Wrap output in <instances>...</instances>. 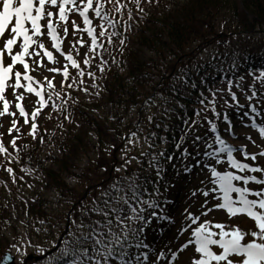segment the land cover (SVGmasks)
<instances>
[{
  "label": "snow or ice",
  "instance_id": "snow-or-ice-1",
  "mask_svg": "<svg viewBox=\"0 0 264 264\" xmlns=\"http://www.w3.org/2000/svg\"><path fill=\"white\" fill-rule=\"evenodd\" d=\"M159 2L0 0V128L8 137L6 143L0 133V169L10 184L0 183L9 195L12 186L20 193L22 187L40 184L44 191L51 184L53 199L60 198L56 170L72 152L68 126L81 128L75 115L80 101L72 93H82L88 104L103 98L112 66L126 69L129 35L150 15L146 5ZM216 44L211 53L204 49L207 58L202 54L178 68L141 105L133 102L129 112H141L132 130L117 134L123 147L105 142L111 159L100 169L102 182L91 186L88 200L72 202L62 227L38 208L34 214L28 210L40 204L38 197H18L25 219L14 207L12 219L36 233L56 229L47 264H264V68L246 67L251 52L230 41ZM135 81L129 77L127 84L134 87ZM91 112L104 119L98 108ZM123 112L121 107L120 115L108 114V122L125 126ZM41 118H55L54 129L41 132ZM100 135L96 124L87 132L96 150ZM39 146L47 151L33 160ZM180 188L186 191L177 204L169 194ZM217 210L229 220L243 214L250 221L243 228L214 223L210 214ZM153 228L159 235L149 239ZM32 246L30 239L11 245L19 264ZM34 247L41 255L46 251Z\"/></svg>",
  "mask_w": 264,
  "mask_h": 264
},
{
  "label": "trees",
  "instance_id": "trees-1",
  "mask_svg": "<svg viewBox=\"0 0 264 264\" xmlns=\"http://www.w3.org/2000/svg\"><path fill=\"white\" fill-rule=\"evenodd\" d=\"M166 5L170 7L166 8ZM146 7L150 13L147 20L140 24L138 31L129 35V43L123 57L127 61L125 71L120 72L113 65L107 74L105 81L107 91L102 94L103 98L96 104L80 102L75 109L81 128L73 130L72 126H68L69 138L66 145L72 146V152L65 154L59 169L56 170L55 187L65 199L77 201L81 197L76 186L70 187L65 183L66 177L74 176L77 183L90 188L101 180L100 169L105 161L111 159L104 151L105 142L115 140L117 147L121 145V141L116 139L117 134H121L119 126L116 123L110 124L105 117L103 120L99 119L91 112L92 107L107 104L110 108L119 106L127 110L131 108L133 102L138 106L141 100L144 101L152 95L162 83L167 84L168 78L182 65L196 61L197 56L204 52L205 48H216L217 40L230 41L232 44L245 40L253 42L254 39L243 37H248L253 31L264 35V0H160L158 6ZM221 24H224L223 30ZM223 48L221 46L219 50ZM247 66L264 68V56L253 54ZM129 77L136 78L134 87L127 84ZM250 83L251 78H248L246 85ZM238 98L244 99L239 92ZM93 124L101 129L99 150L95 148L96 141L87 136ZM107 127L115 128L116 133L106 132ZM46 151L44 148H37L32 153L33 160L44 156ZM171 151L172 148L169 147V152ZM83 158L88 159V163L81 167L80 161ZM14 167L19 172L20 165ZM168 172L167 178L171 180L174 175L171 168ZM1 186L4 188L3 183ZM52 187L53 185L49 184L45 190H51ZM33 192L39 198L40 204L35 206L29 204L28 210L34 214L38 208L42 214H46L47 199L44 193L41 194L38 188ZM18 197L15 192L4 195L0 189V229L6 219L13 220V207L16 216L25 219V206ZM5 203L8 205L7 208L4 207ZM63 215L60 213L58 216L62 218L60 220H63ZM156 235H159L158 231ZM158 242L159 240H156V243ZM7 244L8 239L0 237V254Z\"/></svg>",
  "mask_w": 264,
  "mask_h": 264
},
{
  "label": "rangeland",
  "instance_id": "rangeland-1",
  "mask_svg": "<svg viewBox=\"0 0 264 264\" xmlns=\"http://www.w3.org/2000/svg\"><path fill=\"white\" fill-rule=\"evenodd\" d=\"M146 6H147V5H146ZM252 36H253V37H256V38L260 37L258 34H252ZM236 47H237V46H234L233 48H236ZM238 47H239V50H240V51H242V52L245 51L244 48H241L240 46H238ZM250 49L253 50L255 53H261V54H264V44L261 43V42H257L255 45L251 46ZM212 50H213V49H212ZM212 50H210L209 53H211ZM204 55H205L206 58H207V55H208V54L204 53ZM73 97H74V98L78 97L79 100L82 101V102H85L86 99H87L82 93H77V92H76V95L73 96ZM141 102L143 103L142 100L140 101V103H141ZM142 103H141V104H142ZM141 104H139V105H141ZM139 105H138V106H139ZM95 108H98V109L100 110V115L103 116V117H105V118L107 119L108 114L112 113L113 111H115L117 115H120V108H121V107L118 106V107H116V108H110L109 105H107V104H104V105H103V104H102V105H99V106H97V107H95ZM152 111H156V109L153 108ZM140 112H141V110H140L139 107H137V108H136V112H133V113H130V112H129V109H127V110L124 109L123 115H124L125 117H127V123H126V125L123 126V127L120 126V128H121L122 131H123V133H126V132H128L129 130H132V129H133L134 122L137 120V113H140ZM54 115H55V114H54ZM142 116H146V113L141 114V117H142ZM45 120H47V119H43V118H41V120H40V122H39V127H40L41 132H43V130H44V128H45V126H44V128H42V124H43V122H44ZM54 120H56V119L53 118V119H51V120H47V121H48V122H52V121H54ZM53 128H54V126H53V124H51L49 130L51 131ZM145 131H147V128H146V127H145ZM0 133H4V139H5V142L7 143V139H8V137H7V131H6V128H0ZM257 135H258V133H257ZM24 141H26V140H22L21 142H24ZM27 141H30V139L27 140ZM21 142H20V143H21ZM30 142H31V141H30ZM230 142H231V140H230ZM42 147H44V146H39V147H37V148H42ZM44 151H46L45 148H44ZM135 152L138 154V150H135ZM119 158H120V153L117 154V159H118V161H119ZM85 163H86V160L83 161V164H85ZM1 176H4V178H5L6 181H8V180L10 181V179L7 177L6 173L3 172L2 175L0 174V180H2V179H1L2 177H1ZM68 181H69V183H70L72 186L76 185V183H73L70 179H69ZM41 187H42V186H41L40 184H38L36 188L40 189ZM0 189L3 190V194H4V195L7 194V190L4 189V188L1 186V183H0ZM84 189H85V186H82L81 189H80V192H83ZM30 191H31V190L28 189L27 187H22L20 192H21L23 195H26V197H28V196L30 195ZM185 191H186V189H184V188H180V189H177V190L171 192L169 195H170V196L175 200V202L178 204V203L184 198V193H185ZM41 192H43V193L45 194V196L47 195L49 201H51V203L53 204V206H52L51 204H50V206H51L54 210L58 211V210L63 206L62 203H63L64 201H61L60 198H58V200H57V199H53L54 193H50V192H46V191H41ZM57 202L59 203V207H57ZM60 202H62V203H60ZM219 213H220V210H217V211H216V214H214V215H213V214H210V215L213 216V222H214V223H215V222H223V223H226V224H228V225H230V226H237V224H239V225L243 228V227H244V226L250 221V218L244 217L243 214H241V218H240V219L234 217V218H231V219L229 220V219L227 218L226 214L221 215V214H219ZM52 222H53V223H56V222L53 221V220H52ZM251 223L254 225V221L251 222ZM59 226L62 227L63 224L60 223ZM15 227H16L17 237H16V238H13V237L10 238L9 243L12 245L14 242L19 241L21 244H25V243H27V241L30 239V240H31V244H32L33 246L27 248V255L30 254V253L33 254V255H41V254L37 251V248L34 247L35 245H39L40 247L45 248L46 251L49 250L50 248H49V243H48V242H50L51 240L54 239V237H55V233H56V229H55V228H52V229H50V233L47 234V235L44 234V233L41 234V235H38V233H36V232H35V233L30 232V233H27V236H24V233H25L24 228H23L19 223H16V224H15ZM5 231H6V235H10V231H9V230H5ZM51 231H52V233H51ZM22 236H23V239H21ZM38 236H39V237H38ZM148 236H149V232H148ZM43 246H44V247H43ZM46 251H45V252H46ZM11 252L15 254V256L17 257V264H19V261H20L21 257L17 255L15 249L12 248V249H11ZM43 255H44V254H43ZM25 258H26V257H25ZM25 258H24V260H25ZM47 258H48V257H45V258H44L43 260H41L40 262H31L30 264H47Z\"/></svg>",
  "mask_w": 264,
  "mask_h": 264
},
{
  "label": "water",
  "instance_id": "water-1",
  "mask_svg": "<svg viewBox=\"0 0 264 264\" xmlns=\"http://www.w3.org/2000/svg\"><path fill=\"white\" fill-rule=\"evenodd\" d=\"M5 256H11L12 257V259H10V260H8V261H5L4 260V257ZM38 258H36V260H37ZM14 263V257L10 254V253H6V254H4V256L2 257V259L0 260V264H13Z\"/></svg>",
  "mask_w": 264,
  "mask_h": 264
}]
</instances>
